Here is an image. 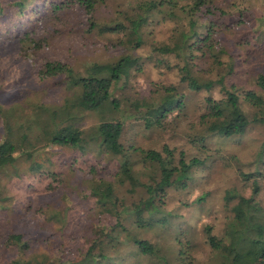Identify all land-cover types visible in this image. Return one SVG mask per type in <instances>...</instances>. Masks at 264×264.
<instances>
[{
    "label": "rangeland",
    "instance_id": "obj_1",
    "mask_svg": "<svg viewBox=\"0 0 264 264\" xmlns=\"http://www.w3.org/2000/svg\"><path fill=\"white\" fill-rule=\"evenodd\" d=\"M110 1L112 4L126 3V0ZM236 1L239 0H216L226 5V11H231V19L234 20L238 17L232 5ZM249 5L250 12L241 17L245 24L235 29V34H227L241 36L246 41L240 46L228 44L232 46L229 49L233 51L236 65L230 80L245 90L255 89L253 77L264 73V0L246 1L244 4L246 8ZM82 19L83 14L73 6L61 29L57 23L53 29L49 25L48 42L29 58L19 52L10 22H0V141L7 128L14 138L26 131L34 135L39 133V129L30 127L33 108L36 105L58 106L67 95L62 76L43 79L38 76L43 62L58 59L82 71L87 63L114 59L125 53L139 59L136 65L131 66L122 86L113 91L118 99L117 110L112 111L104 104L80 113L74 124L87 132L98 123L115 118L122 124L119 142L123 148L152 149L164 156L162 149L165 147L172 154L174 166H177L179 152L183 153L185 161L196 158L203 160V164L194 168L191 178L184 180L183 186L172 184L168 187L161 202L156 198L155 203L160 207L152 213L151 224L136 228L133 224L135 216L128 211L133 203L146 197L144 185H153L159 174L157 168L142 162L138 150L128 151L131 162L129 177L123 176L119 169L118 155L100 154L97 146L91 143L83 152L69 147L35 145L31 150V160L19 158L13 165L0 168V264L19 256L14 245L18 235L22 240L32 238L24 255L44 252L48 257L45 264L78 263L85 260L87 252L96 254L101 248L107 259L98 264H155L149 259L133 256L135 245L127 240V236L134 232L137 237L155 244L160 252L159 258H168L167 262L171 264H183L176 261L173 254L179 246L177 241L184 243L188 238L192 244L189 252L192 264H203L210 255L203 226L210 225L212 232L219 236L231 215L224 206L225 191L232 189L239 195H250L252 178L243 182L238 175L239 169L258 171L253 176L258 184L254 199L264 206L262 127L250 123L239 135L206 137L204 148L198 149L188 136L194 134L189 125L197 126L200 98L204 94L191 92L178 82L179 75L173 67L174 57H166L164 62L168 64H158L156 60L162 55L153 50L155 46L171 40L172 25L161 19L151 21L143 29V43L135 50H106L102 39L95 35L85 36L73 25ZM42 30L36 26L34 35ZM255 30L263 32L255 37ZM103 51L105 55H102ZM130 62L128 59L127 64ZM153 83L175 87L184 105L167 113L160 124L145 127L147 107L142 103L157 101L159 95L153 93ZM51 128L47 126L45 130ZM31 163L39 164L40 168L30 171L28 165ZM46 172H54V180L48 178ZM87 179L112 185L117 216L98 214L95 200L86 187ZM48 184L50 189L46 188ZM142 217L146 218V213ZM116 219L123 229L116 228L107 235L108 226ZM98 222L99 228H92ZM98 240H103L101 246H98ZM109 240L115 244L110 245Z\"/></svg>",
    "mask_w": 264,
    "mask_h": 264
},
{
    "label": "trees",
    "instance_id": "obj_2",
    "mask_svg": "<svg viewBox=\"0 0 264 264\" xmlns=\"http://www.w3.org/2000/svg\"><path fill=\"white\" fill-rule=\"evenodd\" d=\"M246 1L252 2L243 0L241 6L242 0H239L232 4L238 16L234 20L231 19V11H226V5H221L216 0H126V3H114L115 5L110 0H0V22H10L19 52L27 58L48 42L50 26L53 29L57 23L58 29L63 27L68 11L73 6L84 16V19L75 21L73 25L85 36L95 35L102 39V46L106 50H135L143 43L145 26L159 19L164 23L168 22L169 26L172 25L171 40L153 48L162 55L156 63H163L167 56L174 57L176 61L173 67L179 75L178 82L191 92L204 94L200 98L197 126L189 125L190 130H194L193 135H188L191 141L196 143L198 149H203L206 137L239 135L252 123L262 127L261 148L264 150V73H257L253 77L255 89H242L230 80L236 65L233 51L229 49L232 46L228 44L240 46L246 41L241 36L227 34H235V29L245 24L241 17H244L245 12H250V5L248 8L244 6ZM230 5L229 2L228 6ZM36 26L43 28L38 35H34ZM255 31L259 35L263 32ZM102 55H105L104 51ZM128 59L132 61L129 65ZM138 59L120 53L114 59L87 63L82 71L75 70L73 65L58 59L43 62L38 76L41 79L62 76L68 93L58 106L49 108L36 105L33 108L29 118L30 127L39 129V133L34 135L31 131H26L14 138L7 128L0 141V168L13 165L19 158L31 160V150L38 144L69 147L83 152L86 145L91 143L97 146L100 154L118 155L119 169L123 176L130 177L128 151L138 150L142 162L157 168L159 174L153 185H144L146 197L133 203L128 212L135 216L134 227L149 226L152 213L160 207L155 199L160 201L172 184L183 186L184 180L191 178L192 171L202 165L203 160L190 158L185 161L183 153L179 152L177 166H174L172 154L165 147L162 149L164 156L152 149L123 148L119 142L122 124L115 118L104 120L87 132L74 124L77 115L104 104L112 111L117 110L118 99L113 91L116 92L126 81L131 66L136 65ZM164 63L168 64L167 61ZM152 85L153 93L159 95L157 101L142 103L147 107L145 127H150L153 123L160 124L167 113L184 105L182 96L176 92L175 87L158 86L156 83ZM47 126L52 128L46 131ZM39 168L40 165L36 163L28 165L30 171ZM46 173L48 178L54 180V172ZM255 174L258 171L238 170L243 182L252 178L249 196L239 195L232 189L225 191L223 202L231 215L221 235H215L210 225L203 226L205 242L210 248V255L203 264H264V206L254 199L258 192V184L253 178ZM85 181L89 195L95 200L98 214L111 213L117 216L112 185L91 179ZM50 186L48 184L46 188L50 189ZM144 213L146 218L142 217ZM99 226L100 222L93 224L92 228ZM116 228L123 229L117 219L108 226L106 234L110 235ZM128 239L135 245L133 256L149 259L155 264H171L167 262L168 258H159L160 252L155 244L137 237L135 232L129 233ZM15 240L19 256L11 258L5 264L46 263L48 257L44 252L24 255L32 238L22 240L18 235ZM102 241L98 240V246L102 245ZM177 242L179 246L175 248L173 258L183 264H192L189 254L191 241L186 238L184 243ZM109 244L113 246L115 242L109 240ZM85 256V260L78 263L64 261L60 264H98L107 259L102 248L96 254L87 252Z\"/></svg>",
    "mask_w": 264,
    "mask_h": 264
}]
</instances>
